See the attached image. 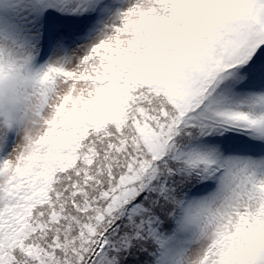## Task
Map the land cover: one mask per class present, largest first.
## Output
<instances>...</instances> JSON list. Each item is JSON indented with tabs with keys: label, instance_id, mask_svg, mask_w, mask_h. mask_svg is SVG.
<instances>
[{
	"label": "snow or ice",
	"instance_id": "1",
	"mask_svg": "<svg viewBox=\"0 0 264 264\" xmlns=\"http://www.w3.org/2000/svg\"><path fill=\"white\" fill-rule=\"evenodd\" d=\"M0 264H264V0H0Z\"/></svg>",
	"mask_w": 264,
	"mask_h": 264
}]
</instances>
